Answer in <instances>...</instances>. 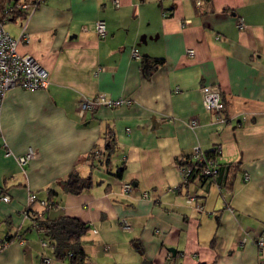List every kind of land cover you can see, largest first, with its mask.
<instances>
[{
    "label": "crops",
    "instance_id": "crops-1",
    "mask_svg": "<svg viewBox=\"0 0 264 264\" xmlns=\"http://www.w3.org/2000/svg\"><path fill=\"white\" fill-rule=\"evenodd\" d=\"M98 19L106 23L102 38ZM8 23L12 36H28L18 52L49 79L43 89L13 87L2 101L0 264H71L41 246L47 237L23 213L30 192L55 203L41 219L90 225L83 264H264V247L253 241L264 238V0H46ZM153 58L163 64L145 72L143 61ZM203 86L219 87L226 122L204 109ZM99 93L133 104L80 115L79 101ZM195 146L218 147L222 166L238 163L230 192L216 183L170 190L180 184L177 159ZM29 148L36 155L21 167L15 156ZM73 169L93 185L63 192L59 182ZM245 233L252 241L241 244Z\"/></svg>",
    "mask_w": 264,
    "mask_h": 264
},
{
    "label": "built area",
    "instance_id": "built-area-1",
    "mask_svg": "<svg viewBox=\"0 0 264 264\" xmlns=\"http://www.w3.org/2000/svg\"><path fill=\"white\" fill-rule=\"evenodd\" d=\"M46 0H34L31 3H26L19 1L16 5V9L21 12H24L27 16L38 9L41 4ZM200 4V0H197V5ZM118 5V2H116ZM13 10L12 5L6 9V13ZM163 15H166V12H163ZM9 16H6L0 19V109L2 101L6 92L13 88L18 87L25 90H36L46 88L48 85L49 74L48 71L33 57L29 55H22L18 52L17 47L19 43L28 41L27 34L23 31L20 36H12L5 28L6 21ZM239 26H242V23H238ZM95 31L97 35L102 38L107 34L106 23L102 19H98L95 25ZM187 54L189 56L194 55V49L188 48ZM131 55L133 58L140 59L141 55L136 48L132 49ZM202 94V105L204 109L208 112H214L219 120L226 122L228 119L223 115L225 110V104L221 98L220 89L217 86H203L201 88ZM133 101L128 98H116L113 99L103 93H99L93 97L83 98L78 103V112L80 115H84L89 111H93L98 107L105 106L108 108H115L122 105L131 106ZM191 127H196V119H191L189 122ZM213 151L220 152L218 147H214ZM7 156L11 152L6 150L5 153ZM36 155V152L33 148H29L24 154L15 156L16 162L19 166L24 167V165L33 159ZM190 160L187 163H183L181 160H177V172L180 177L181 187H185L186 184L199 185L204 184L210 179H214L218 173V168L220 165L219 157L211 156L206 154V150L202 149L200 146L193 147L190 153ZM245 180L248 179L247 175H244ZM178 186V187H179ZM121 190L125 193L132 190V185L128 182L120 183ZM177 188L170 189L171 191H176ZM219 189L220 186H217ZM227 192H230L227 190ZM148 194L144 193L146 197ZM1 200L8 202L10 200L9 196H2ZM186 203L194 204L195 208L198 211L203 210L202 204H197V195L187 194ZM38 202L42 208V213L32 214L30 213V206ZM55 206V203L50 200H38L35 192H30L28 194V208L23 212L25 217H37L40 218L44 214L43 212L49 211L52 207ZM34 227L37 229L36 225ZM124 228H127L126 224L123 225ZM96 232V230H93ZM249 241H252V238L248 233H245L241 238L240 243L245 244ZM253 241L259 248L264 247V238L261 235L256 236ZM42 247L47 246V241H40ZM45 262H48V258L43 259ZM263 264V263H261Z\"/></svg>",
    "mask_w": 264,
    "mask_h": 264
},
{
    "label": "trees",
    "instance_id": "trees-1",
    "mask_svg": "<svg viewBox=\"0 0 264 264\" xmlns=\"http://www.w3.org/2000/svg\"><path fill=\"white\" fill-rule=\"evenodd\" d=\"M19 1L31 3L34 0H0V19L9 16L8 20L6 21V24L10 21L17 19L18 17L26 19L27 15L24 12H21L15 8ZM194 1L196 3L197 0ZM10 5H12L13 10L11 12L6 13L5 11L9 8ZM162 64V58H153L150 61L145 60L143 61V69L145 70V72H150L153 68ZM213 148L211 150H206V154L211 155L213 157H219L220 152L213 151ZM96 154V151L92 152L87 158L91 159V157L95 156ZM190 156L191 155L189 154L183 158H179V160H181L183 163H187L190 160ZM221 166L222 164L220 163L218 173L214 179H210L204 184H199L195 186L200 189L207 184L216 183V185L220 186V188H226L227 190L232 188V182L234 181L237 172H239L238 163H226L222 166L223 168H225L226 171L225 180L223 183L217 181V177L221 172ZM122 173L123 168L120 166L116 168L113 175L116 178L121 179ZM59 185L63 192L79 193L84 189L90 188L93 183L91 177H83L75 169H73L64 180L59 182ZM190 185L192 184L188 183L185 185V187H188ZM178 188H181V185ZM49 193L51 195H54L55 191L53 189H50ZM32 219L33 225H36L37 230L44 233L47 237V239H45L47 240V246L53 247L56 258H68L71 264H83V262L87 258V255L81 245V238L90 230V225L88 223L82 222L81 220L75 217H69L64 215L54 219L48 217L42 219L32 217ZM12 239L13 236H9L7 237L5 242H10ZM141 264H151V262L143 260Z\"/></svg>",
    "mask_w": 264,
    "mask_h": 264
},
{
    "label": "rangeland",
    "instance_id": "rangeland-1",
    "mask_svg": "<svg viewBox=\"0 0 264 264\" xmlns=\"http://www.w3.org/2000/svg\"><path fill=\"white\" fill-rule=\"evenodd\" d=\"M6 29H9V23L6 25ZM100 169V168H99Z\"/></svg>",
    "mask_w": 264,
    "mask_h": 264
}]
</instances>
